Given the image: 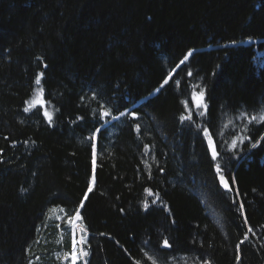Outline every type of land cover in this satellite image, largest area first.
I'll list each match as a JSON object with an SVG mask.
<instances>
[{
    "label": "trees",
    "instance_id": "obj_1",
    "mask_svg": "<svg viewBox=\"0 0 264 264\" xmlns=\"http://www.w3.org/2000/svg\"><path fill=\"white\" fill-rule=\"evenodd\" d=\"M39 73L48 103L25 112ZM200 88L208 114L190 103L182 123ZM261 110L264 0H0V264H61L93 133L88 264H264V141L251 148L264 124L247 119ZM106 214L125 226L121 245Z\"/></svg>",
    "mask_w": 264,
    "mask_h": 264
},
{
    "label": "snow or ice",
    "instance_id": "obj_2",
    "mask_svg": "<svg viewBox=\"0 0 264 264\" xmlns=\"http://www.w3.org/2000/svg\"><path fill=\"white\" fill-rule=\"evenodd\" d=\"M191 55H192V53L189 52L188 56H191ZM188 56L185 57V60H187ZM181 63H184V61H181ZM43 75H44L43 73H39L35 77L34 82H35V85L37 86V89H36L37 94L33 99L25 101V103L28 105V107L24 108L25 112H30L33 109H37V108L43 109V108H45V105L48 103L44 99V89H43V87H40L41 78ZM188 75L191 76L192 72L189 71ZM168 83H169V80L164 79L163 83L160 85V88H163ZM197 87H199V86H197ZM159 90L160 89L158 88L157 91H159ZM205 97H206L205 89L200 88V90L198 92L197 91L192 92L191 100L182 101L183 106H184V110L186 112H189V115H181L180 116V121L182 123L184 121L191 122V120H192V116H191V112H190V108H189L190 103L194 104V107L196 109L202 110L199 112V115L204 116V115L208 114V107L209 106H208V103L206 102ZM42 115L47 120L48 124L51 126L53 123V115L47 110H44L42 112ZM125 115H129V114L125 113V112H121L120 116H113L111 111L106 109V108L103 109L102 111H100V113H99V116L101 119L111 117V119L119 120L121 116H125ZM130 115H131V119H133V120L139 119V117L137 116V114L135 112H132ZM247 119H248V122L250 124H255V123L264 124V110H261V112L258 115L248 117ZM135 130L137 132L140 131V126L138 124L135 126ZM99 131H100V129H98V128L95 130V132H99ZM203 135L207 141V146H208V150L211 154V158L213 161H216L219 157V152L217 150V144L213 139V135L210 133L208 128L203 129ZM90 139L93 141V143L91 144V162H92L91 182L87 185V189L82 194V198L78 202V205L73 210V213L70 215L66 214V222H67V225L69 226V228L71 229V244H70L69 250L65 251L62 254V256L57 257V259L61 262V264H64V262H70V264H80V262L82 260H83V264H88L87 259H84V258L89 256V251L86 250L85 246L90 247V243L88 240V229L83 223L84 217L82 216V210L85 207V203L89 200V194L93 191V186L96 182L95 172H96V166H97V163H96L97 162V144L95 143V141H96L95 133H93V135L90 137ZM251 139H252L251 137L243 136V137H240L238 140H233L231 142V149L234 151L237 148L238 143L243 144L246 140H251ZM261 141H264V134L259 135V137L255 139V142L251 143V148L252 149L257 148L260 145ZM216 169H217L218 173L221 171V167L219 164L216 165ZM149 178H151V177H149ZM220 179H221V183L223 184L225 189H229L228 182L224 179V177L221 176ZM145 191L148 193L149 196L153 195L151 190L145 189ZM156 197H157V199H159V194H156ZM152 203L155 204L156 200H153ZM143 207H144L145 211H147V209L149 207V204L147 201H145L143 203ZM240 208H241V210H243L242 204L240 205ZM49 211L55 212L56 209H50ZM60 211L64 212L65 210L63 208H61ZM121 211H123V210L121 209ZM58 219H59V217H58ZM245 223H247L246 219H245ZM56 227H59V225H56ZM77 229L81 233L79 238H77V235H76ZM37 231H39V229H37ZM249 231H251V228H249ZM101 235H104V234L101 233ZM241 243H243V241H241ZM162 247L166 248V249L171 248V244L169 243V241L167 239H164ZM237 248H239V245L237 246ZM146 255H147V253H146ZM149 259L151 260L152 264H158L157 259H154L152 257H149ZM29 264H32L31 260H29ZM136 264H140V262L137 261ZM205 264H208V262L205 261Z\"/></svg>",
    "mask_w": 264,
    "mask_h": 264
},
{
    "label": "rangeland",
    "instance_id": "obj_3",
    "mask_svg": "<svg viewBox=\"0 0 264 264\" xmlns=\"http://www.w3.org/2000/svg\"><path fill=\"white\" fill-rule=\"evenodd\" d=\"M249 43H251V41H247V42H245V44H249ZM222 45H220V44H217V45H213V46H211V47H206V48H198L196 51H209V50H216V49H218V48H220ZM191 53H193V51H191ZM187 56H188V54H187ZM188 58H189V56H188ZM187 58V59H188ZM184 61H185V59H184ZM258 86V84H256V83H251V84H249L248 85V87L246 88V90H244L245 92H250V91H252L253 89H255L256 87ZM157 90L155 91V92H153L152 94H151V96H153V95H155V94H157ZM235 92H237L236 90H235ZM36 94H37V92L34 94V96H33V98L36 96ZM32 98V99H33ZM88 207H90L89 206V204H88V202H86L85 203V207H84V209H83V211L84 212H86V214L88 215V217H91V215H92V213H94L93 211H91L90 210V208H88ZM96 213H99V216H101L102 218H103V215H101V211H97ZM106 216L107 217H109L110 219V221L112 222L113 221V223L115 224V222H116V227H114L113 229H114V233H113V235H115V236H118V237H114L113 236V238H114V240L119 244V245H121V242H120V239H123V233H120L121 231L123 232L124 231V228H125V226H124V224L123 223H121L119 220H114L113 219V217L111 216V214H106ZM120 238V239H119ZM228 264H241L240 263V260H239V258H238V256H235Z\"/></svg>",
    "mask_w": 264,
    "mask_h": 264
}]
</instances>
